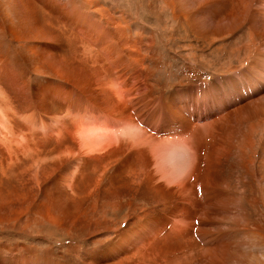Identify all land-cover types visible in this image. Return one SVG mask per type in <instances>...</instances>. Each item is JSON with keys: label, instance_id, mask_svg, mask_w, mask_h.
<instances>
[{"label": "rangeland", "instance_id": "374dc122", "mask_svg": "<svg viewBox=\"0 0 264 264\" xmlns=\"http://www.w3.org/2000/svg\"><path fill=\"white\" fill-rule=\"evenodd\" d=\"M89 4L105 22L96 12L92 24L72 17L88 31L127 33L125 59L148 76L138 79V106L158 110L149 127L164 144L145 156L152 168L174 160L186 177L157 172L158 181L176 188L187 179L189 196L126 187L121 202L131 206L107 209L106 223L0 225V264H264V0ZM154 197L160 206L145 203Z\"/></svg>", "mask_w": 264, "mask_h": 264}, {"label": "bare ground", "instance_id": "6f19581e", "mask_svg": "<svg viewBox=\"0 0 264 264\" xmlns=\"http://www.w3.org/2000/svg\"><path fill=\"white\" fill-rule=\"evenodd\" d=\"M89 2L0 0V225L106 223L107 209L131 206L121 202L126 187L139 196L143 188L179 192L181 202L189 196L187 179L176 188L158 181L157 172L178 173L174 160L152 168L145 156L157 157L164 144L149 127L158 110L138 106V79L148 76L125 59L127 33L88 31L72 17L86 14L92 24L96 12L105 22ZM159 196L175 204L171 194Z\"/></svg>", "mask_w": 264, "mask_h": 264}]
</instances>
